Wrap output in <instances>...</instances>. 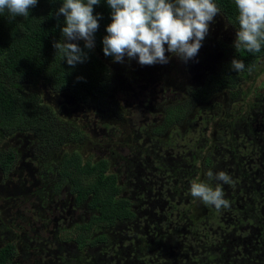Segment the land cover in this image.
Masks as SVG:
<instances>
[{"label":"trees","instance_id":"1","mask_svg":"<svg viewBox=\"0 0 264 264\" xmlns=\"http://www.w3.org/2000/svg\"><path fill=\"white\" fill-rule=\"evenodd\" d=\"M61 2L39 0L27 18L0 14V138L12 131L44 134L50 124L39 95L26 90L29 84L43 81L82 103L97 102L108 92L112 58L103 54L102 38L111 23L110 8L104 0L94 6V14L103 17L95 47L85 49L88 59L71 68L53 47L64 22L56 15ZM216 3L237 31L233 0ZM227 48L229 58L193 89L199 101L223 90L235 93L264 57V45L255 54L235 49L233 42ZM233 58L244 61V71L231 70ZM220 111L218 101L197 107L192 115L170 103L161 121L136 126L127 153L92 161L73 149L57 157L53 194L65 187L73 206L87 216L63 230L64 243L84 257L80 264H264V100L240 109L242 116L222 120L211 140L208 127ZM198 116L201 122L193 124ZM68 136L80 138L78 131ZM16 158L17 150H2L0 171L10 172ZM201 159L214 173L227 172L232 183L222 186L229 207L206 205L207 212L196 220L190 184ZM16 255L14 242H6L0 264H11Z\"/></svg>","mask_w":264,"mask_h":264},{"label":"rangeland","instance_id":"2","mask_svg":"<svg viewBox=\"0 0 264 264\" xmlns=\"http://www.w3.org/2000/svg\"><path fill=\"white\" fill-rule=\"evenodd\" d=\"M235 35L234 28L220 13L194 60L184 63L173 56L167 64L151 66H141L134 59L125 58L123 63L112 60L108 63L111 77L108 92L97 102H78L68 93L53 91L43 81L27 84V91L39 95L50 124L43 129L44 134L12 131L0 138V152L17 150L12 170L7 174L0 171V247L8 241L16 245L17 255L11 264H63L61 258L66 264H80L78 259L84 258L78 255L75 246H67L62 240L64 229L87 217L73 206L65 187L58 195L53 194L57 157L62 152L76 149L84 159L92 161L127 153L135 137L131 125L159 120L168 106L165 97L172 91L173 98H178L176 106L187 107L191 115L197 107L214 101L221 103L219 116L208 127L211 140L215 139L222 120L242 116L240 109L246 111L252 103L264 100V57L235 93L219 91L207 102L193 96V89L229 58L227 46ZM200 122L198 116L193 124ZM73 131L79 132L78 140L69 138ZM211 146L212 142L208 148ZM208 153L209 150L205 155ZM203 161L196 180L207 179L204 173L209 169ZM193 211L197 220L207 212V206L195 198ZM71 236H75L74 231ZM71 250L77 259H71L74 256Z\"/></svg>","mask_w":264,"mask_h":264},{"label":"clouds","instance_id":"3","mask_svg":"<svg viewBox=\"0 0 264 264\" xmlns=\"http://www.w3.org/2000/svg\"><path fill=\"white\" fill-rule=\"evenodd\" d=\"M102 0H62L56 12L64 17L61 38L53 47L71 68L84 63L88 52L95 47V33L100 13L94 14V6ZM110 8L111 23L102 38V51L113 62L123 63L125 58L136 60L141 66L167 64L171 57L187 63L194 60L207 37L210 25L221 13L216 0H104ZM238 15V29L233 47L243 48L255 54L264 45V0H233ZM39 0H0V14L9 19L29 17ZM83 41V48L80 46ZM168 53L169 55H166ZM230 68L234 72L245 70L243 60L233 58ZM251 71V69H249ZM204 175L206 180H194L190 194L204 205L217 210L228 208L223 185L231 184V176L225 171ZM215 186L213 185V182Z\"/></svg>","mask_w":264,"mask_h":264},{"label":"flooded vegetation","instance_id":"4","mask_svg":"<svg viewBox=\"0 0 264 264\" xmlns=\"http://www.w3.org/2000/svg\"><path fill=\"white\" fill-rule=\"evenodd\" d=\"M260 61V60H259ZM258 61V62H259ZM258 64V63H257ZM224 91V90H223ZM175 94H174V91H172L171 93H169L168 94V96H166L165 97V99H166V101H167V105H169L170 103H172V104H174V103H176L177 101H178V98H173V96H174ZM215 102V101H214ZM166 105V106H167ZM220 105H221V103H220ZM168 107V106H167ZM166 107V108H167ZM164 111H165V109H164ZM164 111H163V114H162V117H160V121L162 120V118H163V115H164ZM151 121H144V122H139V123H137V124H132L131 126H132V128L134 129V132L133 133H135V130L137 129V127L136 126H139L140 124H145V125H147V124H149ZM136 127V128H135Z\"/></svg>","mask_w":264,"mask_h":264}]
</instances>
